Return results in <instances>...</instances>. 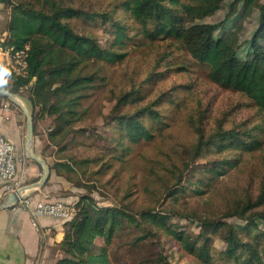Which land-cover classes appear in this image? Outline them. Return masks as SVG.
Segmentation results:
<instances>
[{
  "label": "rangeland",
  "instance_id": "obj_1",
  "mask_svg": "<svg viewBox=\"0 0 264 264\" xmlns=\"http://www.w3.org/2000/svg\"><path fill=\"white\" fill-rule=\"evenodd\" d=\"M64 1L103 13L104 18L68 23L128 56L114 66L91 68L99 78L82 100L84 115L76 123L81 130L66 138L71 145L66 152L55 154L54 147L42 151L49 167L61 156L94 159L88 165L77 162L73 171L54 173L45 191L48 196L75 207L87 194L99 206L116 205L138 219L143 210L164 213L189 241L196 247L204 244L220 263L234 264L224 254L231 245L225 240L231 226L244 243L238 250L256 247L264 264V112L243 93L212 82L207 67L199 66L178 43L149 42L124 0ZM233 1L222 0L215 12L195 21L217 23L216 38L236 32V52L244 57L260 26L264 0L250 9L243 0L236 1L226 18ZM116 24L125 32L122 44L115 42ZM259 41L264 43V37ZM131 115L148 137L131 139L123 123L114 119ZM229 130L243 142L256 140L258 146L243 151L228 136L221 150L216 145L223 138L220 131ZM144 233L148 235L136 241ZM96 243L102 244V239ZM110 258L111 264H203L170 235L145 222L117 232Z\"/></svg>",
  "mask_w": 264,
  "mask_h": 264
},
{
  "label": "trees",
  "instance_id": "obj_2",
  "mask_svg": "<svg viewBox=\"0 0 264 264\" xmlns=\"http://www.w3.org/2000/svg\"><path fill=\"white\" fill-rule=\"evenodd\" d=\"M0 1L9 9L3 45L14 49L28 47L26 73L16 75L7 66L1 65L0 89L24 96L33 108L34 133L43 130L47 145L54 147L55 154L64 153L71 146L66 138L81 130L76 123L84 115L80 106L87 96L86 90L94 88L99 78L91 68L98 64L117 65L126 59L128 53L102 46L93 35L78 33L68 23L71 19L104 18L103 13L88 12L66 4L64 0ZM236 1L239 0L233 1L226 18L233 13ZM258 1L243 0L246 9L253 8ZM221 2L124 0L123 5L149 42L168 39L178 43L199 66L207 67V76L212 82L243 93L264 112V43L259 41L264 37V3L260 6V26L254 31L245 56L240 57L236 52V32L216 38L214 31L217 23L195 21L215 12ZM116 26L115 42L122 44L125 32L122 26ZM114 119L123 123L127 135L133 140L150 135L132 115ZM221 133L223 138L216 143L221 150L226 148L227 144H222V141L228 136L235 139L243 151H251L258 146L256 140L241 141L232 130ZM77 162L88 165L94 159L75 160L61 156L55 159L50 169L56 174L61 173V169L73 171ZM139 215L140 219L116 205L99 206L92 196L81 195L75 203L73 217L64 223L63 237L56 245L59 257L54 264H111L110 245L117 232L142 222L163 230L203 264H228L215 261L204 244L196 247L183 230L169 222L164 213L148 209ZM148 234L144 233L136 241ZM98 239H102V244L96 243ZM225 240L231 243L224 252L227 261L263 264L256 247L248 246L244 248L245 252L238 250V246L244 243L240 242L231 226H228Z\"/></svg>",
  "mask_w": 264,
  "mask_h": 264
},
{
  "label": "crops",
  "instance_id": "obj_3",
  "mask_svg": "<svg viewBox=\"0 0 264 264\" xmlns=\"http://www.w3.org/2000/svg\"><path fill=\"white\" fill-rule=\"evenodd\" d=\"M8 12L7 5L0 1V39L7 35ZM13 94L19 103L0 94V134L16 146L17 178L23 180L24 185H32L40 180L43 173L40 164L26 152L27 119L21 105L31 112L32 116L33 108L24 96ZM47 143L43 130L41 133H34L32 152L45 159L42 151L52 147ZM54 173L53 169H50L46 184L31 187L24 194L54 199L45 192L56 174ZM8 196L9 193H5L0 184V204L7 200ZM64 223L51 216H34L30 209L17 206L0 208V264H54L59 257L56 245L63 237Z\"/></svg>",
  "mask_w": 264,
  "mask_h": 264
},
{
  "label": "built area",
  "instance_id": "obj_4",
  "mask_svg": "<svg viewBox=\"0 0 264 264\" xmlns=\"http://www.w3.org/2000/svg\"><path fill=\"white\" fill-rule=\"evenodd\" d=\"M27 49L6 47L0 39V66H7L14 74L24 75L27 70ZM0 184L5 193L15 192L24 185L23 180L17 178V153L15 144L0 134ZM30 209L34 216H51L67 222L75 213V207L59 199L37 198L30 194H23L18 202L11 207Z\"/></svg>",
  "mask_w": 264,
  "mask_h": 264
},
{
  "label": "water",
  "instance_id": "obj_5",
  "mask_svg": "<svg viewBox=\"0 0 264 264\" xmlns=\"http://www.w3.org/2000/svg\"><path fill=\"white\" fill-rule=\"evenodd\" d=\"M0 94L6 95L13 100L17 101V97L10 91L5 90V89H0ZM19 103V102H18ZM21 105V104H20ZM21 108L26 116L27 119V136H26V152L27 155L34 159L36 162H38L40 165H42L44 169V173L40 180L32 185H23L22 187L18 188L15 192L9 193V196L7 200H5L2 204H0V208H6L9 206H12L14 203L18 202V200L21 198V196L31 187H40L42 186L47 179L49 178L50 175V167L49 165L39 158L37 155L31 152V144L33 140V135H34V129H33V116L31 112H29L25 107L21 105Z\"/></svg>",
  "mask_w": 264,
  "mask_h": 264
}]
</instances>
